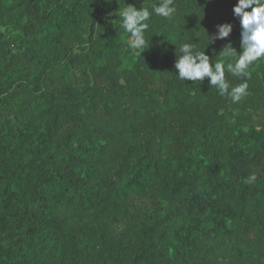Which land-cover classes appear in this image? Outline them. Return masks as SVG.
<instances>
[{"label": "trees", "instance_id": "1", "mask_svg": "<svg viewBox=\"0 0 264 264\" xmlns=\"http://www.w3.org/2000/svg\"><path fill=\"white\" fill-rule=\"evenodd\" d=\"M160 2L0 0V264H264V58L227 71L237 0H174L138 54L120 11ZM184 43L239 102L177 78Z\"/></svg>", "mask_w": 264, "mask_h": 264}, {"label": "clouds", "instance_id": "2", "mask_svg": "<svg viewBox=\"0 0 264 264\" xmlns=\"http://www.w3.org/2000/svg\"><path fill=\"white\" fill-rule=\"evenodd\" d=\"M111 3L112 0H107ZM233 16L240 22V48L227 49L226 54L231 57L227 64V71L236 77L247 76L249 66L264 58V0H237L232 8ZM176 13L174 0H161L148 8H137L128 5L120 11L121 27L129 34V48L137 50L146 48L145 31L148 21L154 14L156 16L171 18ZM233 31L231 23L216 26V32L210 37L211 42L227 40ZM231 44L230 42L227 44ZM226 45V46H227ZM225 49V47L223 48ZM221 52V51H220ZM174 68L178 70L177 78L185 81L202 82L208 78V83L214 86L220 95L230 96L233 103L239 102L246 94L247 83L231 87L225 79V65L213 62L205 51H194L191 43L181 44Z\"/></svg>", "mask_w": 264, "mask_h": 264}]
</instances>
